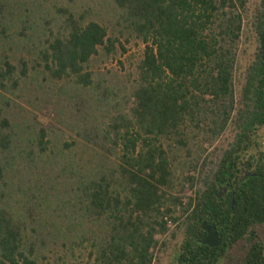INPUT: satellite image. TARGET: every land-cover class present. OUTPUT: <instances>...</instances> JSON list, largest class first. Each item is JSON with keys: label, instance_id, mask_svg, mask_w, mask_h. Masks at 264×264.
Instances as JSON below:
<instances>
[{"label": "trees", "instance_id": "1", "mask_svg": "<svg viewBox=\"0 0 264 264\" xmlns=\"http://www.w3.org/2000/svg\"><path fill=\"white\" fill-rule=\"evenodd\" d=\"M62 3L0 0V264H264V0Z\"/></svg>", "mask_w": 264, "mask_h": 264}, {"label": "rangeland", "instance_id": "2", "mask_svg": "<svg viewBox=\"0 0 264 264\" xmlns=\"http://www.w3.org/2000/svg\"><path fill=\"white\" fill-rule=\"evenodd\" d=\"M100 1L103 0H63L62 4H58L59 6H79V7H85L88 8L89 6H98ZM47 9V7H45ZM51 14L55 13V9L53 7H48ZM45 9V10H46ZM43 25V23H42ZM126 48L128 51L126 53H123L120 49V54L117 56H113L110 59L106 60V62H102L101 59H96L92 66L93 69L96 72H100V74H106L108 77H112L111 74L107 73L108 71L112 72V74H116L118 76V79L121 78V80L125 81L128 77L129 73L133 71V64L140 58L142 51H143V45L138 41H131L130 43H125ZM255 41L254 39H250L246 43V50L244 54L242 55V62L244 65L247 64V62L252 57L253 52L255 51ZM259 236L261 239H264V225L258 229ZM86 257H81L74 262L73 264H86ZM172 256L167 259V264H170L172 262ZM222 264H225L223 262Z\"/></svg>", "mask_w": 264, "mask_h": 264}, {"label": "water", "instance_id": "3", "mask_svg": "<svg viewBox=\"0 0 264 264\" xmlns=\"http://www.w3.org/2000/svg\"><path fill=\"white\" fill-rule=\"evenodd\" d=\"M221 190L219 191V195ZM235 201L232 202V208L234 207ZM202 228L207 232V237L204 239L203 243L212 247L220 246L223 243V238L219 235L216 226H210L206 222L202 224ZM170 264H176L175 261Z\"/></svg>", "mask_w": 264, "mask_h": 264}, {"label": "flooded vegetation", "instance_id": "4", "mask_svg": "<svg viewBox=\"0 0 264 264\" xmlns=\"http://www.w3.org/2000/svg\"><path fill=\"white\" fill-rule=\"evenodd\" d=\"M222 195V193H220V195L219 196H221ZM263 245H264V239H263V242H261ZM223 244V243H222ZM242 259H244V258H242Z\"/></svg>", "mask_w": 264, "mask_h": 264}]
</instances>
